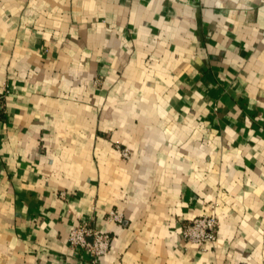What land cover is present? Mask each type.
I'll return each instance as SVG.
<instances>
[{"label":"crops","instance_id":"obj_1","mask_svg":"<svg viewBox=\"0 0 264 264\" xmlns=\"http://www.w3.org/2000/svg\"><path fill=\"white\" fill-rule=\"evenodd\" d=\"M82 221L96 264H264V0H0V264H92Z\"/></svg>","mask_w":264,"mask_h":264},{"label":"built area","instance_id":"obj_2","mask_svg":"<svg viewBox=\"0 0 264 264\" xmlns=\"http://www.w3.org/2000/svg\"><path fill=\"white\" fill-rule=\"evenodd\" d=\"M125 157L130 156V147L119 146ZM109 218L121 222L123 213L112 208L108 211ZM219 220L216 214L206 213L197 215L183 226L182 234L187 242L204 246L215 242L218 238ZM68 240L73 247L85 249L91 256L92 264H96L98 258L107 254L111 249L113 236L110 232L101 231L86 221L78 223L71 229Z\"/></svg>","mask_w":264,"mask_h":264},{"label":"rangeland","instance_id":"obj_3","mask_svg":"<svg viewBox=\"0 0 264 264\" xmlns=\"http://www.w3.org/2000/svg\"><path fill=\"white\" fill-rule=\"evenodd\" d=\"M120 145V144H119ZM125 147V146H124Z\"/></svg>","mask_w":264,"mask_h":264}]
</instances>
